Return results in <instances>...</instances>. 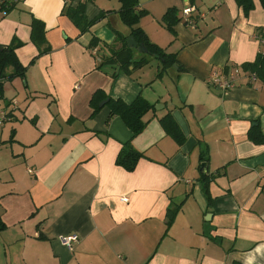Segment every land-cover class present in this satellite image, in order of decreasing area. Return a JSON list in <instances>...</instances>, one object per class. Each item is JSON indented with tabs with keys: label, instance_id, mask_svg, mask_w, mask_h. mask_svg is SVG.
<instances>
[{
	"label": "crops",
	"instance_id": "0c3cea01",
	"mask_svg": "<svg viewBox=\"0 0 264 264\" xmlns=\"http://www.w3.org/2000/svg\"><path fill=\"white\" fill-rule=\"evenodd\" d=\"M79 4L90 20L105 14L84 33L62 13ZM138 4L140 27L176 63L150 58L114 76L97 64L118 33L132 36L120 0H0V44L20 42L27 66L0 96V264H264V141L249 137L253 127L264 137V81L243 68L263 50L264 3ZM188 4L204 14L194 26L183 20ZM169 8L174 33L163 20ZM34 17L50 47L41 54ZM237 68L232 89L208 82ZM96 92L149 100L145 129L132 138L106 97L93 113ZM168 113L183 142L164 129ZM131 139L145 156L129 171L117 158ZM71 233L80 236L72 249L60 240Z\"/></svg>",
	"mask_w": 264,
	"mask_h": 264
},
{
	"label": "trees",
	"instance_id": "16d2710c",
	"mask_svg": "<svg viewBox=\"0 0 264 264\" xmlns=\"http://www.w3.org/2000/svg\"><path fill=\"white\" fill-rule=\"evenodd\" d=\"M120 1L122 3L119 10L121 19L131 27V35L135 37L138 44L145 45L147 52L140 53V58L136 59L138 53L137 48L130 47L127 43L128 37L118 33L116 43L121 42L122 45L116 47V43H114L109 46V54H103L100 56L101 61L97 64V68L103 69L106 66H110L114 70L113 75L115 76L117 69L131 73L132 69L141 68L148 64L151 61L150 58L160 59L163 64L166 65L176 63L175 54L167 53L164 48L150 41L145 31L140 27L139 21L145 10L139 9L138 0ZM262 1L264 3V0ZM240 2L247 3L248 0H240ZM176 12V8H169L163 19L167 29L172 33H174V25L178 21ZM62 13L67 15L75 25L78 26L82 33L88 31L94 23L102 19L105 15L100 14L92 20L88 19L85 14L84 4H79L77 7H72L71 5L65 6ZM31 28L32 40L40 47V54L49 51L50 47L48 45L42 48L47 42L45 36V24L34 17L31 22ZM99 42L100 40L97 37H94L89 46L91 48H96L99 45ZM20 44V42L8 45L0 44V96H3L5 81H10L18 76H25L27 66L21 63L16 53V49ZM35 58H33L32 62L35 61ZM131 66L133 67L130 68ZM243 68L246 72H249L256 78L264 81V50L259 52L255 61L245 63ZM9 70L11 71L9 72ZM161 74L162 70L159 71L157 76H160ZM104 97L108 99L107 104L111 109L110 115H119L124 120L126 125L131 129L132 138L139 135L145 129L148 124V120L145 119V116L154 107L149 100L142 95H138L133 101L126 102L121 98L107 97L105 93L96 92L91 99V104L94 108L93 113L97 111L99 104ZM160 121L168 134L173 136L178 142L184 141V133L173 118L172 114H166L160 119ZM249 137L257 143H262L264 141L262 132L256 127H253V129L249 131ZM144 156L145 154L143 152L133 146L131 139L124 143V146L118 155L117 163L130 171L136 167L138 161ZM204 178L205 177H203V179ZM175 213L176 212L172 211L170 214L168 221L169 225L173 221ZM3 226L4 223L0 220V229H2Z\"/></svg>",
	"mask_w": 264,
	"mask_h": 264
},
{
	"label": "built area",
	"instance_id": "2783aa9c",
	"mask_svg": "<svg viewBox=\"0 0 264 264\" xmlns=\"http://www.w3.org/2000/svg\"><path fill=\"white\" fill-rule=\"evenodd\" d=\"M183 20L194 26L199 18L204 17V14L199 12L196 6L188 4L182 10ZM258 38L264 50V27L261 29ZM243 70L237 68L229 74H221L218 71H213L208 79L211 85L217 86L221 89L227 90L232 89L238 84V80L242 75ZM252 79H256L254 75H250ZM80 236L76 233L65 234L60 236V240L69 248H73L74 244L77 243Z\"/></svg>",
	"mask_w": 264,
	"mask_h": 264
},
{
	"label": "water",
	"instance_id": "95a60500",
	"mask_svg": "<svg viewBox=\"0 0 264 264\" xmlns=\"http://www.w3.org/2000/svg\"><path fill=\"white\" fill-rule=\"evenodd\" d=\"M127 43L130 47H137L139 51L141 52H147V48L145 47L144 44H138L134 36H130L127 39ZM1 48V46H0ZM105 102H102L101 105H104ZM206 167V164H203L202 168Z\"/></svg>",
	"mask_w": 264,
	"mask_h": 264
},
{
	"label": "clouds",
	"instance_id": "9594fccd",
	"mask_svg": "<svg viewBox=\"0 0 264 264\" xmlns=\"http://www.w3.org/2000/svg\"><path fill=\"white\" fill-rule=\"evenodd\" d=\"M248 264H253V261L249 259Z\"/></svg>",
	"mask_w": 264,
	"mask_h": 264
}]
</instances>
